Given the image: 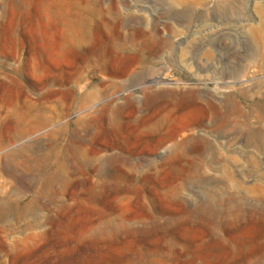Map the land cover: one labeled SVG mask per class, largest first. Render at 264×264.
<instances>
[{
  "label": "rangeland",
  "instance_id": "374dc122",
  "mask_svg": "<svg viewBox=\"0 0 264 264\" xmlns=\"http://www.w3.org/2000/svg\"><path fill=\"white\" fill-rule=\"evenodd\" d=\"M0 111V264H264V0H0ZM77 132L132 161L38 197Z\"/></svg>",
  "mask_w": 264,
  "mask_h": 264
},
{
  "label": "bare ground",
  "instance_id": "6f19581e",
  "mask_svg": "<svg viewBox=\"0 0 264 264\" xmlns=\"http://www.w3.org/2000/svg\"><path fill=\"white\" fill-rule=\"evenodd\" d=\"M66 27H67V32H68V40L73 41L76 39L78 41H81V42H84L86 40V37H87V29L84 27L83 23L80 21V20H74L73 18H69L68 21L66 22ZM69 43V42H68ZM18 72V71H17ZM21 76V75H20ZM71 82L73 81H68L64 86H68L71 84ZM118 87V86H117ZM75 88H73L71 86V88H69L68 90H64V91H60V93H62L65 97H73L75 95ZM117 89V88H116ZM39 90V89H38ZM51 93V92H50ZM59 94V92H56ZM52 95V94H51ZM44 98V97H43ZM75 98V97H74ZM152 98V97H150ZM26 103H28V100L27 98H25ZM45 99V98H44ZM154 99V97H153ZM48 100V98H46V101ZM155 100V99H154ZM31 102V101H30ZM29 102V103H30ZM36 102V101H35ZM25 103V104H26ZM40 103H44V102H40ZM153 102L151 101V99L148 98V100H146V103L145 105L148 106V107H152L155 105L152 104ZM17 104V103H16ZM21 104V103H20ZM39 104V103H38ZM32 105V104H31ZM42 105V104H40ZM160 105V104H158ZM157 105V106H158ZM166 106H168L167 104H165ZM14 106V105H12ZM18 106V105H17ZM20 106H23V105H20ZM30 105L28 104L27 107H29ZM156 106V107H157ZM123 107V106H121ZM155 107V108H156ZM162 107V105H161ZM165 107V106H164ZM24 108V107H23ZM31 108V106H30ZM44 108V107H43ZM46 108V107H45ZM51 108V107H50ZM124 108V107H123ZM131 108H135V106H131ZM166 108V107H165ZM33 109V108H32ZM154 109V108H153ZM157 109V108H156ZM163 109V107H162ZM10 110V109H9ZM35 110V109H34ZM33 110V112H34ZM39 110V109H37ZM52 110V109H51ZM56 110V108H55ZM18 109H14L13 111H10V113L12 112H16V115H18ZM25 111V110H24ZM40 111V110H39ZM46 111V110H45ZM117 111V110H116ZM115 111V113H117ZM118 111H120V107H118ZM1 112V111H0ZM6 112V111H5ZM23 112V111H22ZM21 112V113H22ZM31 109H28L26 108V112L25 114H21L20 116L21 117H25V116H29L30 118V114H31ZM32 112V113H33ZM49 112L50 109H49ZM56 112V111H55ZM43 113V112H42ZM52 113V112H51ZM114 113V112H113ZM8 114V113H7ZM5 113V115H7ZM33 114H36V113H33ZM48 114V113H47ZM12 116H15V114H11ZM46 114H42V115H38L36 114V118L34 119V123L37 122L38 120V124L39 126L41 125H45V124H48L50 121H52V117H50L51 115L49 114L48 116ZM19 116V115H18ZM19 116V117H20ZM32 116H35V115H32ZM31 116V118H32ZM6 118H8V115L5 116ZM10 117V116H9ZM21 117L19 119H21ZM13 118V117H11ZM4 119V118H3ZM2 119V120H3ZM10 118H8L9 120ZM15 119V118H14ZM17 119V121L19 120ZM24 119V118H23ZM28 119V118H27ZM37 119V120H36ZM55 119V118H53ZM113 118L109 117V120L111 122H113L112 120ZM16 120V119H15ZM15 120H11L13 123ZM26 120V119H25ZM29 120V119H28ZM28 120L26 122H28ZM30 120H33V119H30ZM36 120V122H35ZM1 121V120H0ZM5 121V120H3ZM1 121V123L3 122ZM24 121V120H23ZM18 126L19 124L22 123V120L18 121ZM26 124V123H25ZM23 125V124H22ZM32 125V124H31ZM16 126V124L14 125ZM26 126V125H25ZM23 127V126H21ZM21 127H18V130L20 128V131H21ZM26 127H29L26 126ZM25 127V129H26ZM34 127V126H33ZM155 126H153L152 129H154ZM24 128V127H23ZM151 128V126H150ZM33 129V128H30V130ZM35 129V128H34ZM149 129V128H148ZM16 130V129H15ZM27 130V129H26ZM20 131H16V132H13V134H11L9 137H5L3 139L0 140V144H7L6 141L8 142H15V141H19L22 139V133ZM24 131V130H23ZM62 132V131H61ZM151 132V130H150ZM8 134V133H7ZM6 134V135H7ZM60 135V133H53V137H56ZM171 136V135H170ZM162 138V137H161ZM172 139V136L171 137H167V138H164V139H159L157 145L155 147H158L159 145H163V143H166L168 141H171ZM172 143V142H171ZM60 144V143H59ZM148 146H153V144H150V143H147ZM1 146V145H0ZM89 146V147H88ZM114 149H121V146L119 144V142H116L114 145H113ZM103 148V147H102ZM101 147H99L98 145H92V143L87 139V132H86V135L84 136L83 133H75L74 136L71 138V140H69V142L67 144H64V146L61 147V149L63 150L62 151V154L59 156L58 155V160L57 162L54 164V166H51L53 167V169L46 175L45 177V185H46V190L45 192H39V194L37 195L38 197H41L44 195V193L46 192H50V193H53L55 195V197H58L59 195L62 194L61 190L62 188L68 184V181H69V178L70 176L72 177V175H75V174H79V175H86V176H91V174L94 172L96 173L98 176H101L102 179L104 178L105 181H108L109 179L110 180H113L114 178H116L117 175H115L114 173L110 172L111 170V166H113L114 164L116 165V163L118 162H128L130 163V161H132V158L130 156V154H126V153H111V154H106V152H103ZM59 149V148H58ZM57 149V151H58ZM54 150V149H53ZM112 151V150H111ZM114 152V151H113ZM54 153H56V151H54ZM58 153V152H57ZM21 152L19 151H16V152H13L11 154V157H15V156H18L20 155ZM56 155V154H55ZM54 155V156H55ZM51 153H44L40 156H38L36 158V161L38 164L40 163H45L47 161L48 158H51ZM53 157V156H52ZM57 157H55L56 159ZM55 159H52V161H54ZM51 160V159H48V161ZM34 162L35 164V161H32V163ZM47 163V162H46ZM48 164V163H47ZM133 164V163H132ZM37 165V164H36ZM46 165V164H44ZM50 165V164H49ZM130 165V164H129ZM127 165V166H129ZM139 165V164H138ZM126 166V167H127ZM47 167V166H46ZM50 167V166H49ZM119 167V166H118ZM134 167V166H133ZM137 167V166H136ZM45 168V167H44ZM121 169V168H120ZM133 169V168H131ZM130 169V170H131ZM135 169V168H134ZM124 170V169H123ZM95 174V175H96ZM126 174V173H125ZM93 175V174H92ZM94 175V176H95ZM44 176V175H43ZM96 177V176H95ZM194 177V172H190L188 175H187V178L188 179H192ZM70 182V181H69ZM59 187L61 190H57L56 187ZM57 187V188H58ZM95 195V194H94ZM94 195H92V198L94 197ZM97 197V196H96ZM37 200V199H36ZM29 208V206H28ZM206 208V207H205ZM208 208V207H207ZM211 208V207H210ZM210 210V209H208ZM205 211V210H204ZM208 212V211H207ZM212 212V211H211ZM210 212V213H211ZM211 218V217H210ZM112 219V218H111ZM111 219H107V220H103V225L104 227H109L112 228V227H115L116 225V222L114 220H111ZM209 219V218H208ZM212 219V218H211ZM118 220V219H117ZM212 223V222H211ZM213 224H216V223H213ZM118 225V224H117ZM121 225V224H120ZM100 226V224H99ZM118 227H120L118 225ZM97 229H100L101 228H97ZM108 229V228H107ZM214 229V228H213ZM99 230V231H100ZM106 230V229H105ZM110 231V230H109ZM105 232V231H104ZM97 233V232H96ZM99 233V232H98Z\"/></svg>",
  "mask_w": 264,
  "mask_h": 264
}]
</instances>
